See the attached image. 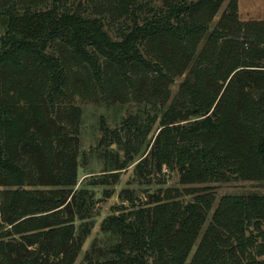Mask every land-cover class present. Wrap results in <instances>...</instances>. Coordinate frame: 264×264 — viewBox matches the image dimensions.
Segmentation results:
<instances>
[{
  "label": "trees",
  "instance_id": "trees-1",
  "mask_svg": "<svg viewBox=\"0 0 264 264\" xmlns=\"http://www.w3.org/2000/svg\"><path fill=\"white\" fill-rule=\"evenodd\" d=\"M113 1L117 20L125 18L114 35L106 14L79 5L0 0V264H76L91 232L88 222L76 229L88 191L75 188L80 109L68 110L80 78L72 62L98 98L163 111L135 173L178 171L183 187L195 185L191 200L186 188L168 187L113 207L119 212L101 225L113 242L96 239L80 264H264V194H227L215 206L212 185L264 181V20H241L238 0ZM151 112L114 131L127 156L137 151L131 139L152 131ZM123 166L99 183L118 182Z\"/></svg>",
  "mask_w": 264,
  "mask_h": 264
},
{
  "label": "rangeland",
  "instance_id": "rangeland-1",
  "mask_svg": "<svg viewBox=\"0 0 264 264\" xmlns=\"http://www.w3.org/2000/svg\"><path fill=\"white\" fill-rule=\"evenodd\" d=\"M62 2L69 6H76L81 2L79 6L92 14L98 16L106 14L108 16L106 21H110L111 23L107 27L113 35L118 32L117 29L119 28L120 21L125 19L123 16L121 20H117V14L112 9L113 0L110 1V5L107 4L109 0H94V2L87 0H62ZM238 2L239 17L241 20H264V0H238ZM151 3L155 5L158 1L152 0ZM225 6L226 3L223 5L222 10ZM221 12L214 18L211 27L216 25L221 16ZM3 32L4 29L0 25V47ZM72 64V74L77 72L79 78L84 82L87 71L81 69L80 66L75 65L73 62ZM187 73L188 71L183 76L175 78L174 83L170 87L171 97L168 104L175 98V94H177ZM80 79L76 82V92L73 95L74 99L70 101L73 104L71 108L69 110L65 108L69 102L60 103L62 112L66 110L72 112L74 107L80 109L78 122V183L75 188L88 191L85 194V209L88 213L84 220H76L77 232L81 229L82 223L88 222L92 224L91 232L84 240L76 264H80L85 260L86 253L91 249L96 239L99 240V245L102 247L111 245L113 238L111 239L109 234L102 232V222L110 214L118 213L119 210L115 209H118L120 205L132 206L129 197H132L135 204L140 205L146 202L147 199H150L149 195L151 196L157 193L160 188L181 187V189L186 188L185 190L183 189V198L185 200H191L194 194L191 192H189L190 194L187 193V188L192 189L195 187V185L183 187L179 182L180 174L178 171L163 169L160 172L152 169L151 174L148 172L144 174L135 173L136 163L148 154L153 144L154 138L160 128V118L163 115V111H160L159 108H155L154 110L148 108L147 105L139 104L126 96L122 100L113 95L109 100L105 97L98 98L95 95V91L92 90V87H83L80 85L82 82ZM148 110H152L151 114L156 115L158 119L146 138L139 137V139H131L137 151H132L134 156H127L125 149L115 142L113 136L115 135L114 131L125 127L129 116L137 114L146 115V111ZM64 121L66 122V119ZM104 128L107 130L104 131ZM122 133L124 137L128 136L126 130H122ZM123 164V168L119 170L120 176L118 182H111L112 177H107L108 181H110L109 183H99L104 178V171H109L117 165ZM212 185H214V191L217 196L215 206L218 204L220 198L227 194H246L250 192L264 194V181L235 179ZM27 188L33 187L27 186ZM125 189H128L130 192H124L123 196H121V192ZM105 190L111 191V196L105 197ZM113 207L116 208L114 209Z\"/></svg>",
  "mask_w": 264,
  "mask_h": 264
},
{
  "label": "water",
  "instance_id": "water-1",
  "mask_svg": "<svg viewBox=\"0 0 264 264\" xmlns=\"http://www.w3.org/2000/svg\"><path fill=\"white\" fill-rule=\"evenodd\" d=\"M79 5H81V2L79 3Z\"/></svg>",
  "mask_w": 264,
  "mask_h": 264
}]
</instances>
